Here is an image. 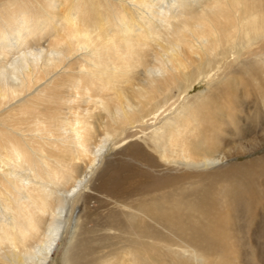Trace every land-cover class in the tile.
<instances>
[{
  "label": "bare ground",
  "instance_id": "bare-ground-1",
  "mask_svg": "<svg viewBox=\"0 0 264 264\" xmlns=\"http://www.w3.org/2000/svg\"><path fill=\"white\" fill-rule=\"evenodd\" d=\"M103 1L104 15L94 16L89 10H96L99 0H0V264L49 262L64 230L69 203L84 190L98 158L113 141L128 139L132 149L138 148L139 142L145 143L155 153L159 150L163 161L179 160L186 168L218 164L231 157L233 149L219 150L215 139L227 123L230 132L239 130L232 123L239 120L236 112L240 114L243 101L255 100L254 81L264 76V55L253 50L257 46L254 42L264 36V0ZM132 15L143 20V28ZM149 39L157 51L150 50L148 55ZM80 55L87 64L77 68L76 81L65 87L73 96L67 102H74L82 92L94 105L70 112L72 123L67 117L55 128L66 130L70 125L67 136L74 139L76 149L88 155V166L58 187L53 183L59 182L54 169L46 167L43 172L38 167L27 137L29 133L52 135L54 121L61 122L49 118L53 101L60 97L44 94L45 86L52 84L55 74L78 63ZM107 70L111 78L119 77L125 85L114 89L110 79L104 78ZM200 77L210 79L207 90L186 101L174 116L163 124H152L153 129L123 133L125 127L144 121L145 116L154 119L168 107L175 89L180 94ZM224 89L232 92L229 97L222 96ZM109 91L105 100L102 95ZM259 97L257 101L264 103V92ZM224 108L225 114L221 112ZM93 116L104 123L94 137L88 126ZM189 135L196 142L199 137L206 140L197 144L204 153L199 158L188 148ZM126 168L121 167L124 175L130 171L125 174ZM124 175L110 177L114 184L110 183L107 191L114 198L126 193L125 188H119ZM104 188L101 185L100 189ZM10 194L20 198L17 209ZM113 204L124 213L132 209L116 199ZM163 210L158 204L153 218L166 229H184L181 219L176 223L177 219L166 216ZM197 210L201 218L217 209L198 202ZM36 215L48 220L44 228ZM134 234L136 243L146 237L143 229ZM205 234L214 240L221 237L215 228ZM81 237L71 251L70 264H88L90 260V264H97V256L91 257L97 254L96 246L88 247L91 240L81 241ZM148 239L152 243L155 237ZM98 244H103V238ZM107 256L109 253L100 259ZM127 259L121 258L120 264ZM133 263L138 264L136 257L130 261Z\"/></svg>",
  "mask_w": 264,
  "mask_h": 264
},
{
  "label": "rangeland",
  "instance_id": "rangeland-1",
  "mask_svg": "<svg viewBox=\"0 0 264 264\" xmlns=\"http://www.w3.org/2000/svg\"><path fill=\"white\" fill-rule=\"evenodd\" d=\"M93 2L94 0L91 3ZM97 5L99 7L96 10L90 8L89 11L94 16H103L105 2L99 0ZM132 17L139 24H143V20L133 15ZM108 26L107 29L111 32V26ZM254 43L257 45L253 49L254 54L264 55V36ZM146 44L149 48L146 51L148 55L150 50L157 51L154 41L149 39ZM100 62L104 64V61ZM85 64L86 60L80 55L78 63H73L64 71L61 70L60 74H55L52 84L45 86L44 94H56L60 97L53 101L48 112L49 118L61 121L59 124L54 121L52 135L43 133L39 137L29 133L30 137H27L33 146V155L38 167L40 166L43 172L46 167L53 168L59 177V182L53 183L58 187L65 185L69 181L68 178L81 175L88 166V155L85 157L80 148L76 149L74 139L67 136L70 125L66 126V130L55 128L61 126L67 117L69 123H72L70 112L87 106L92 108L94 105L93 102L86 101L87 97L82 92L80 97L75 96L74 102H67L73 96L65 87L76 81L77 68ZM132 70L136 71L133 68ZM135 76H139V73ZM104 78L110 79L111 84L115 85L114 89L125 85L119 77L111 78V72L108 70ZM209 80L200 77L180 94L175 89L174 97L170 99L165 110L162 109L154 119L145 116L144 121H138L132 127H125L123 133L125 130L131 133V130L153 129L152 124L157 122L163 124L168 117L174 116L186 101L207 90ZM258 81H254L253 93L251 92L256 101H243L240 114L239 111L235 114L239 120L236 119V122L234 120L232 123H236L239 130L230 132L231 125L227 123L221 136L215 139L219 150L223 147L227 150L230 147L233 149L231 157L218 164L186 168L179 160L172 163L163 161L159 156L160 151L155 153L145 143L139 142L136 144L138 148L135 149L131 148L128 139L110 143L98 158L96 168L86 181L84 190L75 195L69 203L64 230L47 264H70L69 257L79 235L82 236L81 241L91 240L86 244L88 247L96 246L97 254L93 253L91 257L93 259L97 256V264H120V259H124V256L128 259L123 264H130L135 257L138 264H264V103L257 101L261 98V92H264V76ZM43 86L44 84L39 88ZM231 93L228 89L222 90L224 97H229ZM110 94L109 91L102 96L107 100ZM254 101L257 103L253 104ZM221 112L225 114L227 109L224 108ZM210 117L211 115H208L206 118ZM88 126L92 132L91 136L94 137L102 131L104 123L93 116ZM166 131L167 127L161 134ZM201 133L205 135L203 131ZM188 141V148L195 153L194 158L204 154L197 144L206 140L199 137L196 142L194 137L189 135ZM207 154L209 153L206 152ZM122 166L127 167L125 174L130 170L128 174L122 173ZM119 174L126 176L120 178L119 184V188H125L126 193L114 198L107 189L110 183L114 184L110 177L114 176L116 179ZM101 185L105 190L100 189ZM8 197L13 208L17 209L20 198H13L12 194ZM51 197L55 202L54 196ZM115 199L132 209L126 210V213L121 212L113 204ZM198 202H203L209 207L215 206L217 210L198 218ZM158 204L164 207L163 214L177 219L176 223H180L181 219L185 223L184 229H166L161 221L153 218L157 215ZM145 212L148 214L143 215ZM38 217L41 218L36 215L37 219ZM45 222L48 220L43 217L37 223L44 228ZM210 228L219 231L220 239L214 240L205 234ZM138 229H143L146 234L140 243H136L137 236L134 234ZM150 235L155 237L152 243L149 242L151 239H148ZM102 238L103 244L99 245L98 241ZM157 238L160 239L156 240ZM105 253H109V256L100 259ZM91 262L93 261L90 260L88 264Z\"/></svg>",
  "mask_w": 264,
  "mask_h": 264
}]
</instances>
